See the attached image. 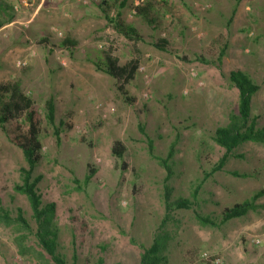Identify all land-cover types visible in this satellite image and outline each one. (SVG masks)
Listing matches in <instances>:
<instances>
[{
  "label": "rangeland",
  "instance_id": "1",
  "mask_svg": "<svg viewBox=\"0 0 264 264\" xmlns=\"http://www.w3.org/2000/svg\"><path fill=\"white\" fill-rule=\"evenodd\" d=\"M99 1L9 2L11 21L0 17V85L17 83L34 100L42 120V160L34 175L41 176L37 187L43 204L55 205L58 252L66 264L99 260L136 264L138 246L151 244L166 211V172L149 154L147 141L153 142V153L161 158L173 146L169 181L173 202L189 198L222 153L212 136L236 111L238 100L237 90L227 80L229 71L239 69L259 86L251 112L260 115L264 125V0H240L231 22L234 0H163L170 11L157 31L134 14L132 6L138 0H127L122 19L136 29L139 41L117 34L103 18ZM217 35L228 42L221 71L195 59L216 58L209 42ZM66 37L76 46L65 47ZM159 39L168 43L165 51L154 46ZM108 49L120 64L139 62L127 85L129 96L136 99L134 106L122 101L113 80L97 72L91 62ZM51 98L60 129L58 145L44 118L45 103ZM116 139L126 147L125 171L111 155ZM238 153L243 158L230 159L201 186L199 211L216 218L224 208L261 191L259 207L216 228L200 225L192 210H170L161 230L168 234V264H206L200 258L203 252L218 254L226 264H230L227 258L258 253L246 242L260 235L258 223L264 225V143L244 144ZM24 167L20 150L0 130V210L12 219L21 210L34 232L29 203L14 190ZM89 168L95 173L84 185ZM33 232L29 235L16 223L0 222V264H54ZM20 235L26 236L24 254L15 244Z\"/></svg>",
  "mask_w": 264,
  "mask_h": 264
},
{
  "label": "trees",
  "instance_id": "2",
  "mask_svg": "<svg viewBox=\"0 0 264 264\" xmlns=\"http://www.w3.org/2000/svg\"><path fill=\"white\" fill-rule=\"evenodd\" d=\"M12 0H0V17H5L4 21L10 22L12 19L13 5L9 2ZM127 0L117 2V0H100L98 8L100 9L106 23L119 35L127 40L139 41L140 35L136 29L122 19L124 3ZM240 1V0H238ZM118 3V5H117ZM166 1L156 0H138L134 6L133 12L138 18L151 30L157 31L164 23L165 13L170 11ZM3 21L0 20V26ZM227 39L222 35H217L209 42V48L216 52V58L207 61L200 56V60L205 64H212L219 71L222 69L223 57L227 49ZM167 42L159 39L154 46L161 51H165ZM65 47L71 48L76 46V42L68 37L63 40ZM95 70L109 76L113 82L116 91L120 94L122 101L134 106L136 99L129 96L127 85L135 78L139 62L137 59H131L124 64L119 63L118 57L113 55V51L108 49L102 52L100 56L91 61ZM227 80L231 86L237 90V108L230 113L227 123L216 128L212 140L221 150L222 153L216 164L207 173L203 174L202 179L195 185L188 198L171 199V187L169 181L173 178V170L170 160L173 158L174 149H169L167 157L161 158L153 153V142L148 140V152L156 159L160 166L165 170L163 203L165 214L161 221L160 231L154 234L153 240L149 246L139 245L140 254L136 264H168L165 250L167 246L168 234L162 232L163 225L170 219V210H192L195 219L202 226L218 227L234 219H240L247 216L250 212H255L259 205L257 200L263 195V192H255L250 199L241 203L234 204L231 207L224 208L216 218L203 214L199 211L200 204L197 200V194L201 186L217 172L225 168L230 159L243 158L238 149L247 143H264V125L260 123V115L252 114L251 103L253 96L259 90V86L250 78V76L239 70L228 72ZM45 122L52 128L55 142H60V129L55 125V106L51 99L45 103ZM63 125L62 122L59 126ZM140 132H144L141 125L138 126ZM0 130L5 134L7 141L18 148L23 156L25 167L20 169V184L14 187V190L26 197L30 209L31 218L36 225L33 232L28 222L24 219L22 211L17 210L16 217L12 219L7 211L0 210V222L5 225L16 223L23 231L29 235L33 232V237L43 251L54 264H66L65 258L58 252L59 230L56 224V211L53 203L43 204L38 191V183L41 180L40 175H34L35 169L42 160V120L35 108L34 100L26 95L17 83H6L0 85ZM126 147L122 141L116 139L111 146V155L118 162L121 171L126 170L124 155ZM95 170L88 169L83 179L86 185ZM233 176L246 177V174L232 172ZM78 184V181H74ZM25 235H20L16 239V247L20 253L24 254L27 249L24 247ZM98 264H103L101 260ZM208 264V263H206Z\"/></svg>",
  "mask_w": 264,
  "mask_h": 264
},
{
  "label": "crops",
  "instance_id": "3",
  "mask_svg": "<svg viewBox=\"0 0 264 264\" xmlns=\"http://www.w3.org/2000/svg\"><path fill=\"white\" fill-rule=\"evenodd\" d=\"M240 1L238 0H234L233 5L231 6V11H230V17L228 19V22H231V19L234 18V16L236 15V11L237 8L240 5ZM243 9V7H242ZM244 10L246 11H250L249 7H245ZM243 11V10H242ZM247 15V13H246ZM230 24V23H229ZM249 216V215H248ZM257 231L259 232V236L262 239V243L259 246H252L250 244V242H246L247 247L250 246L252 248H256L258 250V253L256 255H252V256H247V255H241L240 257L234 259H228L230 264H264V225L261 223H258L257 227H256Z\"/></svg>",
  "mask_w": 264,
  "mask_h": 264
},
{
  "label": "built area",
  "instance_id": "4",
  "mask_svg": "<svg viewBox=\"0 0 264 264\" xmlns=\"http://www.w3.org/2000/svg\"><path fill=\"white\" fill-rule=\"evenodd\" d=\"M249 242L252 246H259L262 243V239L260 237H252ZM200 258L208 264H226L222 257L216 253L203 252Z\"/></svg>",
  "mask_w": 264,
  "mask_h": 264
}]
</instances>
